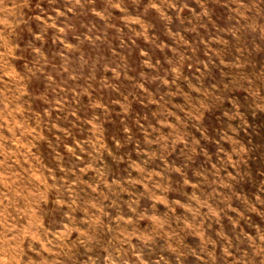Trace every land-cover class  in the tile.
<instances>
[{"label":"rangeland","instance_id":"obj_1","mask_svg":"<svg viewBox=\"0 0 264 264\" xmlns=\"http://www.w3.org/2000/svg\"><path fill=\"white\" fill-rule=\"evenodd\" d=\"M0 264H264V0H0Z\"/></svg>","mask_w":264,"mask_h":264}]
</instances>
